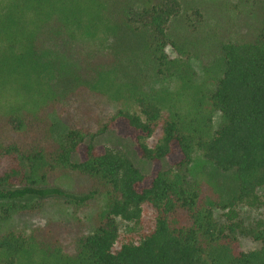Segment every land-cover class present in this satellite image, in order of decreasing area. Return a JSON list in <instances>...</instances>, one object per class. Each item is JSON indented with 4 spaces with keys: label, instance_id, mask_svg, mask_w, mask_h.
<instances>
[{
    "label": "trees",
    "instance_id": "16d2710c",
    "mask_svg": "<svg viewBox=\"0 0 264 264\" xmlns=\"http://www.w3.org/2000/svg\"><path fill=\"white\" fill-rule=\"evenodd\" d=\"M237 1L257 7L259 21L218 43V80L185 112L155 85L177 82L183 98L194 89L193 61L215 51L200 0H0L1 122L10 134L0 140V160L12 162L0 173V264H264V225L219 224L189 178L200 151L236 175L235 192L218 205L228 222L238 207L264 210V0ZM85 30L129 51L83 53L76 42ZM88 97L115 106L89 105ZM160 125L163 138L151 147ZM112 130L152 163L149 175L124 152L94 143ZM48 200L95 209L88 231L4 228L16 216L40 215ZM145 205L157 212L154 227L116 248L118 220L139 223ZM238 232L262 248L241 251Z\"/></svg>",
    "mask_w": 264,
    "mask_h": 264
},
{
    "label": "rangeland",
    "instance_id": "374dc122",
    "mask_svg": "<svg viewBox=\"0 0 264 264\" xmlns=\"http://www.w3.org/2000/svg\"><path fill=\"white\" fill-rule=\"evenodd\" d=\"M204 6V13L209 18L208 30H210L211 37L210 41L213 42L212 47L215 49L211 53L210 50H202L200 56L203 64L207 66L206 68L200 61H193V68L196 72V77L194 79V89L183 95L180 86L177 82L164 81L159 82L155 85V89L162 91L163 94L168 92L170 97L176 102L181 101L185 112L190 109V102L193 98L199 99L203 98V94H209L214 87L216 80H218V74L216 69L213 68V58L217 53L216 46L218 43L226 42L230 40H237L252 31L259 21L258 13H254L258 10L257 7L252 5H242L237 0H200ZM264 9V8H263ZM262 9V10H263ZM207 30V31H208ZM82 36L78 38L76 44L83 48L82 52L86 53L90 49H94L98 52L105 50L109 52L107 48L114 47L118 50L129 51L126 47L122 48L118 43L114 44L113 41L103 42L102 36L96 35L91 32V30H85ZM214 35V37L212 36ZM99 37V39H95ZM209 46V44H207ZM218 48V47H217ZM102 52V51H101ZM166 53L171 59L177 57L178 53L175 49L168 47L166 48ZM74 88L71 87L68 90V94L73 93ZM74 95V94H73ZM76 97V96H75ZM72 99H76V98ZM169 97V98H170ZM97 101L101 108H112L115 105L110 104L108 101L99 99L95 100L92 97L86 98V102L89 105H94ZM73 105V103H72ZM179 105V106H180ZM67 111L71 109L65 108ZM100 111L94 113L93 115H99ZM3 114V107L0 108V140L4 141L10 138V134H7L3 122H1ZM102 115V114H101ZM82 117V116H81ZM220 124V114H215V121L213 125V130L218 129ZM163 138L162 127L156 130L153 138L149 139L147 142L149 146L154 147L161 142ZM94 143L100 148L108 147L113 150H119L124 152L134 163V165L144 174L149 175L152 170V163L146 160H142L137 157L134 152L132 142L126 138L123 133L117 130L108 131L104 135L96 138ZM74 160H78V156L74 157ZM12 165L11 160L2 159L0 160V173L8 171ZM163 167L165 170L169 169L168 163L163 162ZM189 178L191 181L198 182L203 190V194L207 201L209 202V207L214 211L215 217L219 224H230L235 223L241 226V229H253L259 227V225H264V210L263 209H251L244 206L238 207V217L233 222H228L225 217V213L220 210L218 205L226 204L229 198L233 195L237 188L236 175L233 173H223L219 171L212 163L207 161L203 153L197 151L193 155V162L189 167ZM69 181H73L70 178ZM72 185V183H70ZM73 184L75 182L73 181ZM80 186V182L78 183ZM262 195L264 193V188L259 191ZM95 209L88 210H78L71 207L63 205L61 202H56L54 200H48L44 204L43 212L40 215L35 216H19L14 217L9 223H7L4 228L12 229L17 231H22L25 233H30L34 229L46 228L49 224L57 227L58 229L67 228L73 231L72 236L80 235L88 231L91 217L95 214ZM157 217V212L151 206L145 205L143 207L142 218L139 223H128L123 220H118L119 225V239L116 243V248H120L124 243L127 242H139L143 234L150 232L154 227L155 219ZM71 240H68V243ZM237 244L238 248L244 252H250L262 248L260 242H256L250 237H246L241 233H237Z\"/></svg>",
    "mask_w": 264,
    "mask_h": 264
}]
</instances>
